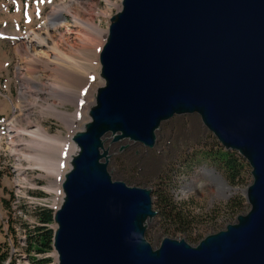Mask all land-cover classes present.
Segmentation results:
<instances>
[{
    "label": "water",
    "instance_id": "95a60500",
    "mask_svg": "<svg viewBox=\"0 0 264 264\" xmlns=\"http://www.w3.org/2000/svg\"><path fill=\"white\" fill-rule=\"evenodd\" d=\"M99 62L103 83L72 136L77 151L52 214L57 264H264V0H121ZM146 78L153 90L139 92ZM121 79L126 96L135 89L132 98L166 101L134 130L120 114L107 120ZM183 114H197L249 165V209L196 245L163 237L154 248L145 237L156 215L151 189L114 180L104 142L110 135L154 148L160 125Z\"/></svg>",
    "mask_w": 264,
    "mask_h": 264
},
{
    "label": "rangeland",
    "instance_id": "374dc122",
    "mask_svg": "<svg viewBox=\"0 0 264 264\" xmlns=\"http://www.w3.org/2000/svg\"><path fill=\"white\" fill-rule=\"evenodd\" d=\"M60 1L66 2L67 0H0L1 101H4L5 97H10L15 103L17 100L15 98L18 97L21 88V82L19 76H16L15 70L18 61L15 52L17 43L24 41V39H20L25 33L31 30L34 32L40 30L41 23L47 19L53 5ZM89 2L93 4L97 12L100 11L95 22L107 31L110 18L121 8V0H89ZM62 17L64 18V16ZM65 17L66 20L60 24H68L73 29L70 17L68 15ZM60 32L66 34L65 25L61 26ZM14 34L17 35L19 42L15 41ZM67 36L71 42H77L74 33ZM105 37H101L97 46L98 52L95 53L97 69L95 64L93 71H96V75L92 91L87 98L79 102L80 113L76 119L78 123L74 130L66 129L62 120L56 118L52 112L42 109L46 101L41 98L38 105L30 109L28 115L30 121L41 125L50 136L67 138V148L69 144L74 148L75 143L72 136L83 130L84 125L90 120L89 109L94 105L97 87L103 83L100 76L99 52L105 42ZM13 41L16 42L15 45ZM77 44V47H80L79 43ZM75 55L73 53L71 56ZM80 58L79 55L75 57L77 62H80ZM81 63L83 64V60ZM25 94L27 95L26 100L32 102L34 99L32 93L26 92ZM54 100L57 102L56 99ZM51 102L54 101L49 100L47 103ZM90 103L92 104L89 106ZM58 109L72 114L75 111V106L66 103L64 106H59ZM12 112L10 100H6V103L3 102V105H0V241H4L6 234L14 232V227L21 226L23 221L31 222L37 219L33 213V205L54 210L60 205L63 196L62 191L59 195L49 191L55 177L46 170L36 167L33 161L21 160V164L24 166L22 171H19L20 176L16 175L15 167H17L18 161H15V156L10 153L9 143L12 134L10 133L9 137L10 125L7 124L13 118ZM23 113V111H17L14 116ZM26 124L21 117L17 126L25 127ZM155 134L157 142L151 149L128 139L112 141L110 135L104 142V146L108 150V171L112 178L124 181L130 186L151 189L156 215L146 223L145 237L154 248L158 247L163 237L184 239L190 245H196L205 235L223 229L228 223H233L238 214L233 217L229 213H223V203L232 199L237 200V195L244 198L239 214L247 212L249 206L243 190L252 182L249 165L244 160L246 166L242 171L241 182L231 185L220 171L199 163V155L206 146L215 147L220 143L203 126L197 114L174 116L170 123L160 126ZM23 138L24 140L28 139L26 135ZM19 146L22 147V145ZM49 156L56 157L53 147L49 149ZM68 160L62 167L63 172L60 180L63 179L64 173L70 167ZM22 177L25 181H22ZM16 178H20L21 186L15 182ZM59 184L60 181L58 186ZM60 189L62 190L61 186ZM169 195L170 201L175 207L187 212L190 225L194 226L191 240H188L186 234L166 230L158 219L157 213H160V209L164 212L167 211L164 206V198L166 199ZM156 204H159L160 208H155ZM48 251L51 253V250Z\"/></svg>",
    "mask_w": 264,
    "mask_h": 264
},
{
    "label": "bare ground",
    "instance_id": "6f19581e",
    "mask_svg": "<svg viewBox=\"0 0 264 264\" xmlns=\"http://www.w3.org/2000/svg\"><path fill=\"white\" fill-rule=\"evenodd\" d=\"M84 14L86 16H83ZM66 15L70 17L73 29L68 24H60V22L66 20ZM99 15L100 11L97 12L89 0H67L66 2L60 1L53 5L47 15V19L41 23L40 30H36V32L31 30L25 33L23 38L20 39H24V41L17 43L18 45L15 47V52L18 56L15 66L16 76H19L21 82L18 97L15 98L17 99L16 102L14 103L10 97H5L4 101L0 100V105H3V102L6 103V100H10L13 111V118L7 124L10 125L9 137L10 133L12 134L11 142L9 143L11 146L10 153L15 156V161H18L17 167H15L16 175L20 176L19 171L21 172L24 166H22L21 160L33 161L36 167L46 170L55 177L49 191L56 195H59L62 191L60 184L58 186L59 181L61 182L62 167L65 166L68 158L77 151V146L74 145L73 148L69 144L67 148V138L50 136L41 125L32 123L28 115L30 114V109L38 105L41 98V100L46 101L42 109L52 112L56 118L62 120L66 129L72 131L77 126L78 120L76 119H78L80 113L79 102L87 98L92 91L96 75V71H93V68L97 63L95 53L96 51L98 52L97 46L100 43L101 37H105L107 32L100 24L95 22L96 17ZM62 25L66 27V34L60 32ZM71 33H74L75 40L77 39L76 43L71 42L67 36ZM14 35L16 36L15 41L19 42L20 40L17 39V35ZM16 42H14V45ZM77 43H79L80 47H77ZM73 53L81 56L80 62L76 61V55L73 56V59L71 56ZM81 60H83V64ZM161 80L158 81L159 84ZM124 81L121 79L114 86V91L119 87L120 89L113 94V99L110 102L111 110L107 113V120L110 121L111 118L112 121L115 119L114 117L120 114L122 120L127 122L134 130V128L140 127L144 123L147 114V116H151L159 109L164 108L166 101L160 97L153 98V100L151 97H147L146 94L144 95L143 92H141V95L139 94L138 98H136L137 94L135 98H132V95L135 94L133 93L135 90L133 88L130 94L126 96L125 83H122ZM144 83V86H139V92L140 89L146 88L148 91L153 90L149 78H146ZM26 92L32 93L31 95L34 98L33 101L31 100L32 102L26 100ZM107 93L108 91L104 92L103 95L105 96ZM122 99L124 100L122 101ZM49 100H53L54 102L47 103ZM103 100L102 98V102ZM66 103L75 106V111L72 114L58 109L59 106H64ZM17 111H23L24 113L14 116ZM130 111L133 112V115L129 114ZM21 117L27 123V126H17V123L21 121ZM131 118L132 120L128 121ZM94 127H92V130ZM25 135L28 138H26L27 140L23 138ZM19 145H22V147ZM52 147L54 148L56 157L49 156V149ZM92 165L95 166V164ZM19 179L16 178L15 182L17 185L22 184ZM22 181L25 180L23 179ZM92 196L96 197L97 195L94 193ZM120 208L122 209V207ZM126 214L125 217L129 215V211Z\"/></svg>",
    "mask_w": 264,
    "mask_h": 264
},
{
    "label": "trees",
    "instance_id": "16d2710c",
    "mask_svg": "<svg viewBox=\"0 0 264 264\" xmlns=\"http://www.w3.org/2000/svg\"><path fill=\"white\" fill-rule=\"evenodd\" d=\"M198 162L220 171L226 181L231 185H236L241 182L242 171L246 166L244 159L238 153L225 150L220 145L215 147L206 146L201 151ZM236 198L237 200L232 199L223 203V213H229L234 217L241 212L244 198L241 195H237ZM170 199V195L166 199L164 198V206L167 208V211L164 212L160 209V213H157L162 227L174 233L181 232V234H186L188 240H191L193 238L191 234L194 233V226L190 225L187 212L175 207ZM155 208H160V205L156 204ZM34 214L39 224L35 225L34 229L29 233V239L32 245H36L35 250L39 252L50 250L53 236V227H51L53 224V210L37 207ZM5 259L6 252L0 243V264H3ZM40 261L41 264H50V259L47 257L40 259Z\"/></svg>",
    "mask_w": 264,
    "mask_h": 264
},
{
    "label": "built area",
    "instance_id": "2783aa9c",
    "mask_svg": "<svg viewBox=\"0 0 264 264\" xmlns=\"http://www.w3.org/2000/svg\"><path fill=\"white\" fill-rule=\"evenodd\" d=\"M36 207L33 205L32 208L36 209ZM38 224V219L31 222L23 221L21 226L14 227V232L6 234L4 246L7 256L4 264H41L40 259L45 257L50 259V264H55L56 253L54 250L50 249L51 253L48 250L46 252H39L35 250L36 245H32L29 239V233Z\"/></svg>",
    "mask_w": 264,
    "mask_h": 264
},
{
    "label": "flooded vegetation",
    "instance_id": "af4514ba",
    "mask_svg": "<svg viewBox=\"0 0 264 264\" xmlns=\"http://www.w3.org/2000/svg\"><path fill=\"white\" fill-rule=\"evenodd\" d=\"M171 119L167 120V121H164L160 126L164 125V124H167V123H170Z\"/></svg>",
    "mask_w": 264,
    "mask_h": 264
}]
</instances>
